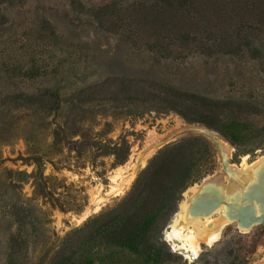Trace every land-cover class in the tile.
I'll list each match as a JSON object with an SVG mask.
<instances>
[{
    "label": "rangeland",
    "instance_id": "rangeland-1",
    "mask_svg": "<svg viewBox=\"0 0 264 264\" xmlns=\"http://www.w3.org/2000/svg\"><path fill=\"white\" fill-rule=\"evenodd\" d=\"M97 2L7 0L0 4V264H8L14 252L12 264H49L65 242L78 243L72 236L76 230L91 225L127 194L161 147L190 135H202L213 144L217 165L182 192L177 209L159 229L164 248L181 256L175 258L176 264L207 259L264 264V223L247 231L229 223L211 243H199L196 257L176 250L166 237L187 192L218 174L226 177L214 194L233 203L247 201L241 197L246 191L243 182L233 177V183L229 168L256 171L257 163L264 165L262 132L260 138L252 131L249 144L240 149L226 138L233 146L229 155L205 127L218 134L215 129L188 122L174 111L154 110L139 100L119 103L122 112L115 110L113 102L96 101L78 108L76 120L71 117L72 93L111 77L170 83L211 98L254 97L264 113V58L247 51L241 57L228 55L217 48L214 56H208L201 48L181 46L163 57L148 48L147 39H128L126 30L114 32L99 25L88 11ZM43 26L53 36L42 37ZM48 89H58L63 99L60 108L40 101ZM20 93L32 99L17 101L14 95ZM263 113L249 120L263 127ZM123 142L130 155L120 164L111 152ZM259 171L252 186L264 190V174ZM21 205L27 210L19 209ZM91 234V228H85L80 237ZM89 256L95 264H131L135 259L114 244L94 240L79 249L74 264Z\"/></svg>",
    "mask_w": 264,
    "mask_h": 264
},
{
    "label": "trees",
    "instance_id": "trees-1",
    "mask_svg": "<svg viewBox=\"0 0 264 264\" xmlns=\"http://www.w3.org/2000/svg\"><path fill=\"white\" fill-rule=\"evenodd\" d=\"M6 1L0 0V4ZM88 11L107 30H126L128 39H147L148 48L163 57L181 46L201 48L208 56H214L218 49L228 55L241 57L247 51L264 58V0H140L132 4L123 0H99ZM47 26L42 28V37L54 34ZM14 97L17 101L32 99L24 93ZM41 98L42 102L51 101L56 109L63 104L58 89H48ZM257 99L245 95L211 98L170 83L136 79L125 82L111 77L73 92L71 117L76 120L78 108L92 106L96 101L103 105L113 102L115 110L122 112L119 103L139 100L154 110L174 111L188 122L206 124L240 149L249 144L252 131L260 138L261 132L264 136V126L249 120L251 115L263 113ZM241 152L246 154L249 150ZM111 153L123 164L128 160L130 149L123 142L115 145ZM216 163V150L202 135H190L165 144L140 170L127 194L91 225L76 230L72 236H77L78 243L65 242L49 264H74L79 249L94 240L128 251L135 256L131 264H176L175 258L181 259V256L164 248L159 229L177 209L182 192L212 173ZM19 209L27 210V206L21 205ZM85 228H91L92 234L82 238ZM15 245L16 241L13 250ZM14 253L9 256L8 264H12ZM95 262L89 256L77 264ZM193 264L222 263L207 259Z\"/></svg>",
    "mask_w": 264,
    "mask_h": 264
},
{
    "label": "bare ground",
    "instance_id": "bare-ground-1",
    "mask_svg": "<svg viewBox=\"0 0 264 264\" xmlns=\"http://www.w3.org/2000/svg\"><path fill=\"white\" fill-rule=\"evenodd\" d=\"M197 128L201 129L203 127H197ZM205 128L210 132V134H212V136L216 138L217 146L219 147L222 146L224 149L227 150L228 154L230 155L233 150V146L229 143V141L223 138L222 136H220L219 134L215 133L214 131L208 129L207 127ZM157 144L159 143H156V145ZM262 163L261 162L257 163L258 167H256L255 169H257L258 171L260 170L259 172H263L261 173L263 176L264 165ZM257 170L255 171L253 168L251 169L250 167H245V166H241V167L236 166V168L232 166L231 170L229 168L230 171L229 173L232 174V177H230L229 179H232L234 183V180L236 178H240L241 181L243 182L242 184L244 185V189L246 190L244 191L243 196L245 195V193L247 194L249 190H253L255 188L252 185H253V180L255 179L254 181H256L257 179L255 178L257 174ZM225 177H226L225 174L222 175L218 174L214 176L211 180L207 179L206 183L200 185L199 187H196L195 190H191L187 192V198L181 204L180 212L177 214V216L173 220L172 224L170 225L166 233V237L168 241L173 245V247L176 250H182L189 257H196L198 255V246L200 242L206 241L208 243H211L224 226L232 222L238 223L237 220H234L231 216L232 215L231 208L230 207L228 208V203L231 204L234 203L229 202L226 199H223L221 196L214 194L215 191H217L219 188L222 189L223 187L222 184L224 183ZM233 177L236 178L233 179ZM241 192H243V188ZM214 196L219 197L221 203L213 211H211L210 213H200V212L192 211V205L196 199L204 198V197H214ZM263 197H264V190L261 188V194H259V196L253 199V204L256 213L258 215L264 213ZM240 203L248 204L250 202L247 200V201H242ZM239 227L243 231H247L249 229L241 225H239Z\"/></svg>",
    "mask_w": 264,
    "mask_h": 264
},
{
    "label": "water",
    "instance_id": "water-1",
    "mask_svg": "<svg viewBox=\"0 0 264 264\" xmlns=\"http://www.w3.org/2000/svg\"><path fill=\"white\" fill-rule=\"evenodd\" d=\"M220 135L224 137L222 134ZM224 138L226 139V137ZM259 194H261V190L255 187L253 190H249V192H247V194L245 193V195L243 196V199L248 200L250 203L248 204H241L237 202H235L234 204L228 203V206L232 210L231 216L234 220H237L239 225L243 227L251 228L256 224L264 223V213L258 215L256 213L253 204V199L259 196ZM263 201H264V197H263ZM220 203H221L220 198L216 196L199 198L193 202L192 211L200 212V213H210Z\"/></svg>",
    "mask_w": 264,
    "mask_h": 264
}]
</instances>
